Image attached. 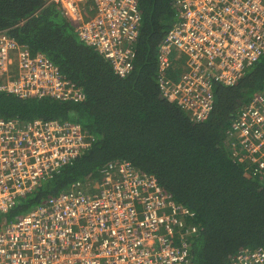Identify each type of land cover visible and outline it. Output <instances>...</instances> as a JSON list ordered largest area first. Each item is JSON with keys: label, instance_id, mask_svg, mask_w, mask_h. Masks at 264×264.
Instances as JSON below:
<instances>
[{"label": "built area", "instance_id": "built-area-1", "mask_svg": "<svg viewBox=\"0 0 264 264\" xmlns=\"http://www.w3.org/2000/svg\"><path fill=\"white\" fill-rule=\"evenodd\" d=\"M116 74L133 70L142 11L138 0H45ZM158 50L162 97L194 122L215 106L216 85L233 86L264 56V0H177ZM179 75L174 76V71ZM0 91L20 98L85 100L46 54L0 31ZM235 162L264 176V85L227 131ZM92 145L77 122L0 116V217ZM194 213L129 160L110 162L96 182L74 185L15 219L0 222V264H191ZM231 264H264V247Z\"/></svg>", "mask_w": 264, "mask_h": 264}, {"label": "trees", "instance_id": "trees-1", "mask_svg": "<svg viewBox=\"0 0 264 264\" xmlns=\"http://www.w3.org/2000/svg\"><path fill=\"white\" fill-rule=\"evenodd\" d=\"M176 1L138 0L142 24L134 67L121 77L80 41L55 4L0 0V31L46 54L85 94V100L70 102L0 91V116L77 122L92 136L89 149L44 179L0 222L74 185L96 182L112 161L129 160L194 213L190 222L199 231L188 239L191 264H231L242 249L264 247V176L233 160L227 134L243 105L264 85V60L237 84L216 85L211 115L191 120L162 97L157 78L158 50L177 16Z\"/></svg>", "mask_w": 264, "mask_h": 264}, {"label": "rangeland", "instance_id": "rangeland-1", "mask_svg": "<svg viewBox=\"0 0 264 264\" xmlns=\"http://www.w3.org/2000/svg\"><path fill=\"white\" fill-rule=\"evenodd\" d=\"M263 60H264V56H263Z\"/></svg>", "mask_w": 264, "mask_h": 264}]
</instances>
